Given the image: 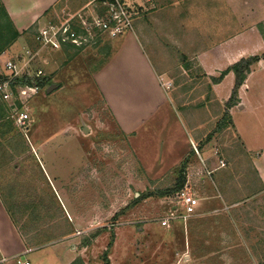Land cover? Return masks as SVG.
<instances>
[{"label":"rangeland","instance_id":"obj_1","mask_svg":"<svg viewBox=\"0 0 264 264\" xmlns=\"http://www.w3.org/2000/svg\"><path fill=\"white\" fill-rule=\"evenodd\" d=\"M110 1L65 0L50 10L41 26L89 10L100 15L107 10L102 3ZM118 1L134 11L131 31L112 40L101 36L100 43L79 53L65 48L38 53L30 72L40 70L39 79L49 82L25 104L33 121L27 132L12 124L0 99L7 116L0 120L4 205L18 229L27 233L26 239L33 237L34 247L44 241L75 239L84 249L83 264H106L109 257L113 264H264V189L233 127L216 128L225 102L219 104L210 78L194 60H187L189 68L184 69L183 56L166 44L172 29L158 21L167 20L166 10L164 15L160 10L157 19L155 7L150 8L152 0ZM204 10L190 11L192 18L199 19V25L192 27L209 26L204 24L208 17ZM261 18L254 17L255 23ZM261 23L264 20L255 24L257 29ZM38 27L29 34L19 33L10 54L0 55V75L5 60L25 48L37 50L31 41ZM139 31L151 43L152 38H161L155 43L159 48L144 45V49L159 74L163 103L156 109L136 101L133 105L129 99H136L139 91L134 95L132 79L139 69L124 67L122 85L113 87L114 106L127 93L131 98L123 100L118 113L128 117L146 113L144 120L126 130L103 99L95 78L121 38ZM245 87L242 84L237 92L238 102ZM250 87L248 94L260 91L255 83ZM248 98L250 106L262 101L264 108V100ZM241 117L247 116L235 114L234 119ZM248 120L247 141L263 146V111L253 112ZM182 168L186 175L182 189L194 195L200 206L186 221L162 226L160 219L180 213L181 206L174 197L177 191L159 193L173 187ZM111 235L112 246L107 248Z\"/></svg>","mask_w":264,"mask_h":264},{"label":"crops","instance_id":"obj_2","mask_svg":"<svg viewBox=\"0 0 264 264\" xmlns=\"http://www.w3.org/2000/svg\"><path fill=\"white\" fill-rule=\"evenodd\" d=\"M0 1L15 29L21 34L24 30L28 33V30L30 31L33 27L41 26L45 17L50 14V10L65 0ZM202 1L205 2V0H152L150 8L155 7L156 11L153 12H155L157 19L158 12L161 10L162 15H164L163 11L166 10L167 20L160 19L158 21L159 23L165 22L170 30L172 29L171 34H168V39H166V41L168 40L166 44L169 47L175 48L177 53L183 57L186 56L187 60H194L208 78L217 77L222 71L241 59L261 56L264 52V41L255 24L264 20V0H218L219 3L216 2V5L210 3L213 0H207L205 4ZM210 6L211 10L208 12L207 9ZM199 7L201 10L205 9L204 14H208L204 21L206 26L209 25L207 27H195V25H199V19L195 20L190 15L191 10L198 11ZM248 13L251 14L246 17ZM243 14L245 17H241ZM162 15L161 18L163 19ZM257 16L262 18L255 23L254 17ZM192 23L195 24L194 27L191 26ZM224 23L227 26L222 28ZM139 33L121 38V43L116 52L103 66L105 69L95 78L103 99L126 130L130 129L138 120H144L146 113L142 116L135 115L132 117L118 113L120 104L124 103L123 100L128 101V98H131L127 93L120 101L116 102L117 108L114 106L113 87L122 85L120 81L125 74L124 67H137L139 69L137 78L132 79L134 87L136 86L134 95L139 91V94L134 96L136 99H129L133 105L136 101L138 102L137 105L141 103L146 105L147 109L150 107L156 109L159 104L163 103L157 81L159 74L154 70L153 67L155 66L144 49V45L159 48V45L155 43H159L161 38L154 37L151 39V43L142 31ZM29 43L27 41L22 45H28ZM31 43L34 42L31 41ZM10 51L5 54H10ZM154 53L161 64L163 61L159 53ZM262 61L263 59L255 67H252L250 74L247 75L243 83L246 87L243 91H239L238 104L236 107H232L228 114L235 135L244 153L248 156V159L250 158L249 166L256 173L257 181L264 189V145L252 146V143L247 141L248 138L246 137V132H248L246 128L249 125L248 115L260 110L264 114V108L261 107V100H264V91L262 90L264 87V62ZM251 83H255L260 91L248 94ZM233 86L234 75L231 72L224 76L220 83L212 86L214 95L221 106L229 99ZM150 90L153 95H150ZM248 96L253 97L256 101H261L260 104L257 107L250 106ZM235 114L247 117H241L237 121L234 119ZM231 202L233 201H226V204L228 205ZM199 206L198 202L195 214ZM218 212L220 210L210 211L213 214ZM25 235L27 233L23 234L14 223L0 195V264H18V262L28 264H72L76 258H81L84 252L83 248H79V243H76L75 239L49 243L44 241L39 242L34 247L35 244L31 243L33 237L27 240ZM116 245L115 242L114 248ZM108 264H113L111 257H109Z\"/></svg>","mask_w":264,"mask_h":264},{"label":"built area","instance_id":"obj_3","mask_svg":"<svg viewBox=\"0 0 264 264\" xmlns=\"http://www.w3.org/2000/svg\"><path fill=\"white\" fill-rule=\"evenodd\" d=\"M102 4L107 7V10L100 15L93 16L91 15L92 10H89L82 15L78 14L77 17L71 15L59 24L47 22L46 25L39 26L33 35V42L37 46V50L25 48L14 58L3 62V75H0V99L7 108L12 124L19 131L27 132L33 122L25 104L39 92V88L34 82L42 76V72L40 70L30 72V67L37 59L39 52L59 51L67 46L83 49L88 45L100 43L98 39L101 36L102 38L107 36L112 40L132 30L134 11L132 12L127 5L121 4L118 0ZM24 77L32 81L33 84L15 85L16 80ZM12 87L17 91L13 93ZM174 197L177 204L181 206V212L168 213L160 219L162 226H167L172 221L184 222L196 212L198 199L194 195L182 189L177 191ZM18 264L28 263L18 262Z\"/></svg>","mask_w":264,"mask_h":264},{"label":"trees","instance_id":"obj_4","mask_svg":"<svg viewBox=\"0 0 264 264\" xmlns=\"http://www.w3.org/2000/svg\"><path fill=\"white\" fill-rule=\"evenodd\" d=\"M99 1H107V0H99ZM258 31L260 35L262 36V39L264 41V23H261L258 25ZM19 37V33L15 29L14 25L12 24L10 18L8 17L6 10L4 6L2 5L0 1V55L4 52H7L11 47V45L16 41V39ZM10 47V48H9ZM66 49H71L75 51L76 53H79L82 51V49H77L73 48L70 46H67ZM261 59L264 60V52L261 54V56H255V57H249L246 59H241L231 67H228L224 71H222L217 77L215 78H210L211 82L213 85L218 84L222 81L224 76H226L228 73H233L234 75V86L232 88L231 94L227 102L224 104L223 112L221 114L220 121L217 123L216 128L219 130H222L223 128H226L227 126L233 127V124L230 120L228 111L236 106L238 104V99H237V92L241 85L244 83L246 80V77L248 74H250L252 70V66L256 65ZM187 59L185 57H182L181 63L184 69H188L189 64L187 63ZM47 79H37L35 80L34 84L38 86L39 90L43 89L46 87L48 84ZM33 82L30 81L27 78H22L19 80L15 81V85H32ZM7 119V116L5 115V109L3 106L0 107V120ZM1 122V121H0ZM11 124V122L9 121ZM2 124V123H1ZM3 125H1L2 127ZM7 131V130H6ZM185 176L184 175V169L182 168L179 175L177 176V179L170 189H166L165 191L159 193V195L166 196L168 195L171 191H178L183 188V184L185 182ZM107 245V248H111L112 246V241H113V236ZM104 258L106 259V253L104 254ZM72 264H83L82 260L75 259V261ZM106 264L107 261H106Z\"/></svg>","mask_w":264,"mask_h":264},{"label":"water","instance_id":"obj_5","mask_svg":"<svg viewBox=\"0 0 264 264\" xmlns=\"http://www.w3.org/2000/svg\"><path fill=\"white\" fill-rule=\"evenodd\" d=\"M50 92V89L47 90V93Z\"/></svg>","mask_w":264,"mask_h":264}]
</instances>
